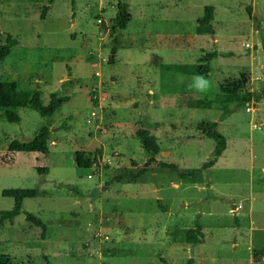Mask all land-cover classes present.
Here are the masks:
<instances>
[{
  "label": "rangeland",
  "instance_id": "1",
  "mask_svg": "<svg viewBox=\"0 0 264 264\" xmlns=\"http://www.w3.org/2000/svg\"><path fill=\"white\" fill-rule=\"evenodd\" d=\"M118 4L130 21L112 38ZM208 6L209 30L198 24ZM8 36L18 44L0 62V83L39 90L44 106L51 93L69 99L49 120L47 156L8 152L45 119L29 109L17 111L19 123L0 115V212L13 207L3 190L38 192L0 226L10 264H264V0H0V46ZM211 52L229 56L207 75L185 72ZM197 77L209 83L203 93ZM247 92L254 102L228 104L225 116L214 103ZM202 122L217 123L226 140L207 169L214 142ZM139 129L156 138L157 161L195 175L152 165L115 182L146 161ZM96 150L93 171L75 167L78 152ZM25 213L45 224L44 239ZM196 218L203 237L191 246L184 237Z\"/></svg>",
  "mask_w": 264,
  "mask_h": 264
},
{
  "label": "trees",
  "instance_id": "2",
  "mask_svg": "<svg viewBox=\"0 0 264 264\" xmlns=\"http://www.w3.org/2000/svg\"><path fill=\"white\" fill-rule=\"evenodd\" d=\"M55 0H48L49 4H52ZM48 11V6L42 7L40 19L43 20ZM213 7H205L203 15L198 19L200 26H206L210 29V22L213 21ZM130 21V16L127 11V7L124 4H118L116 16L112 20V26L110 29V35L112 38H116L117 33L124 31ZM6 45L0 46V62H3L11 52V49L15 47L18 42L11 36L6 39ZM115 50L112 51L114 56ZM229 54H222L218 52L205 53L198 59V64L188 67L185 72L197 76L207 75L210 71V63L217 57H227ZM113 57L109 62L112 63ZM68 97L59 96L57 93L50 94V101L47 106L42 104L41 92L39 90L34 91H22L15 83H0V115L2 119L8 123H19L20 118L17 115V111L21 109H29L36 112L40 117L47 121V126L43 127L37 136L29 143L12 142L8 147L9 153H38L44 156L49 154L48 141L50 140L51 130L49 120L53 117L55 112L65 103L68 102ZM254 94L247 92L243 96L238 97L235 95L221 96L214 99V103L223 104V116L228 114V110L225 107L228 104H234L237 108H245L248 104L254 102ZM96 105V102H95ZM220 106V105H219ZM217 123H205L202 122L199 125V130L203 136L214 142V148L211 158L204 163L202 169L213 167L217 160L221 157L226 150V140L224 136L218 131ZM135 137L139 140L144 153L146 154V161L142 164V167L135 173L127 176L120 175L113 178L115 182H121L124 179H138L145 174L148 169L155 165L157 169L171 171L175 173L181 179H187L195 175V171L183 174L179 167L172 163H165L156 160V156L159 153V146L156 138L152 136L146 129H139L135 132ZM101 150L95 152H78L74 158V165L81 170L93 171V168L100 163ZM38 174L46 175L47 169H37ZM67 188H72L67 186ZM77 192L76 189H72ZM37 190L35 189H6L3 190L1 195L4 198H11L13 200V207L10 211L0 212V226L3 224H12V221L22 213L23 201L27 199H34L37 197ZM25 221L34 225L41 230V238H45L46 226L45 224L36 218L35 216L25 213ZM203 237L202 227L198 223V218L194 221L193 228L189 229L185 233V242L188 245L195 246L199 244V240ZM264 254V253H263ZM163 264L166 262L160 259ZM0 264H10L9 259L0 255ZM187 264H193V260H188Z\"/></svg>",
  "mask_w": 264,
  "mask_h": 264
},
{
  "label": "clouds",
  "instance_id": "3",
  "mask_svg": "<svg viewBox=\"0 0 264 264\" xmlns=\"http://www.w3.org/2000/svg\"><path fill=\"white\" fill-rule=\"evenodd\" d=\"M196 82H197V91L198 92H205L207 90V88L209 87V83L207 80H205L203 77H197L196 78Z\"/></svg>",
  "mask_w": 264,
  "mask_h": 264
},
{
  "label": "water",
  "instance_id": "4",
  "mask_svg": "<svg viewBox=\"0 0 264 264\" xmlns=\"http://www.w3.org/2000/svg\"><path fill=\"white\" fill-rule=\"evenodd\" d=\"M256 116H257V118H258V114L256 113Z\"/></svg>",
  "mask_w": 264,
  "mask_h": 264
},
{
  "label": "built area",
  "instance_id": "5",
  "mask_svg": "<svg viewBox=\"0 0 264 264\" xmlns=\"http://www.w3.org/2000/svg\"><path fill=\"white\" fill-rule=\"evenodd\" d=\"M51 144H53V143H51ZM88 178H90V176Z\"/></svg>",
  "mask_w": 264,
  "mask_h": 264
}]
</instances>
